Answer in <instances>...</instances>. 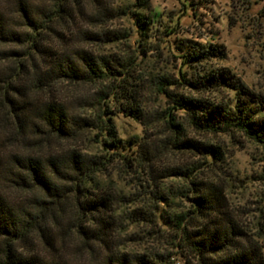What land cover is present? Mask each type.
<instances>
[{
    "label": "clouds",
    "instance_id": "1",
    "mask_svg": "<svg viewBox=\"0 0 264 264\" xmlns=\"http://www.w3.org/2000/svg\"><path fill=\"white\" fill-rule=\"evenodd\" d=\"M0 264H264V0H0Z\"/></svg>",
    "mask_w": 264,
    "mask_h": 264
}]
</instances>
